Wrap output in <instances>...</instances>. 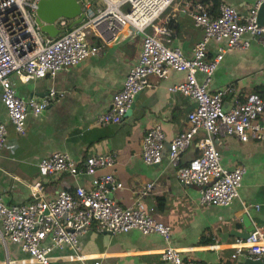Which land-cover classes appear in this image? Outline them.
<instances>
[{"label":"built area","instance_id":"obj_1","mask_svg":"<svg viewBox=\"0 0 264 264\" xmlns=\"http://www.w3.org/2000/svg\"><path fill=\"white\" fill-rule=\"evenodd\" d=\"M175 1L81 0L84 17L73 25L65 17L56 18L54 23L61 30L50 36L34 20L36 0H0V102L12 129L23 134L26 115L39 114L60 92L48 86L42 96L23 98L16 94L9 75H16L20 81L52 78L58 69L97 54L101 49L98 41L109 43L128 26L140 34L137 59L126 70L121 86L112 92L107 109L99 112L95 121L102 125L119 122L133 95L149 84V74L164 77L169 69L182 71L183 78L171 83L168 89L181 91L192 101L186 113L188 125L169 139L159 123L148 126L141 137L140 158L146 164H154L164 156L181 184L198 187L199 203L226 205L237 196L244 168L241 164L225 167L213 138L232 135L241 141L263 140L264 98L251 90L232 92L228 105H224V95L231 87L209 91L207 83L225 52L245 49L251 40L264 48V21L258 20V9L264 0H253L243 10L221 1L216 14L210 13L202 1H194L188 13L200 28L201 36L189 54L166 42L173 29L160 17ZM211 39L216 42V50L206 58V46ZM261 71L264 72V66ZM196 72L202 73V80L196 78ZM199 130L201 134L195 141L198 151L182 161V152ZM5 134L6 125L0 119V147ZM114 157L113 152L88 154L78 161L65 151H52L40 157L37 168L41 175L83 172L90 175L88 184L60 188L50 198L34 197L17 203L5 201L0 194V240L18 244L38 264H56L51 252L62 247L71 248L81 264H87L86 254L78 250V235L89 229L123 232L136 228L143 233L156 232L167 240L169 224L153 218L137 198L121 205L112 196L121 187L120 180L112 171L96 172L111 166ZM153 184L152 180L144 182L139 192L146 193ZM234 245L232 256L263 255L264 229L253 227L244 237L236 238ZM159 255L168 264H201L181 255L171 245L161 248ZM89 264H99V260Z\"/></svg>","mask_w":264,"mask_h":264},{"label":"crops","instance_id":"obj_2","mask_svg":"<svg viewBox=\"0 0 264 264\" xmlns=\"http://www.w3.org/2000/svg\"><path fill=\"white\" fill-rule=\"evenodd\" d=\"M194 1L176 0L160 17L173 29L166 42L178 45L184 54L190 53L191 46L201 36L200 28L188 13ZM200 1L212 14L218 12L221 1L240 10L253 2ZM140 41V34L126 26L111 42L98 41L101 49L97 54L58 69L52 78L31 77L20 81L16 75H9L20 97L42 96L48 86H53L60 95L39 114L26 115L23 134L12 129L0 102V119L6 125L0 147V194L5 201L17 203L34 197L50 198L60 188L88 184L90 175L83 172L41 175L37 161L52 151H65L78 161L88 154L113 152L114 163L96 172L112 171L122 184L112 196L121 205L139 199L153 218L170 225L169 237L165 240L156 232L143 233L136 228L123 232L86 230L78 235V250L86 254L85 263L99 260V264H168L161 259L159 251L171 245L181 255L201 264H242L247 256L231 255L235 239L242 237L241 233L248 227L264 229V139L241 141L232 135L214 136L220 162L228 168L241 164L244 172L237 196L228 204H202L197 200L198 187L181 184L164 156L154 164H146L140 158L141 137L148 126L159 123L169 139L188 125L186 113L192 101L185 93L168 89L171 83L183 78L182 71L169 69L164 77L149 74V84L133 95L128 112L119 122L102 125L95 121L96 115L107 109L111 94L121 86L128 67L136 61ZM215 50L216 42L211 39L205 57H211ZM262 66L264 48L251 40L245 49L233 48L223 54L207 89L230 86L224 95V105H228L232 92L264 88ZM195 75L202 80V73ZM200 134L199 130L182 152V161L198 151L195 141ZM149 180L154 182L153 188L141 194L139 189ZM71 250L53 249L55 263L81 264ZM0 264L38 263L18 244L0 240Z\"/></svg>","mask_w":264,"mask_h":264},{"label":"water","instance_id":"obj_3","mask_svg":"<svg viewBox=\"0 0 264 264\" xmlns=\"http://www.w3.org/2000/svg\"><path fill=\"white\" fill-rule=\"evenodd\" d=\"M61 16L69 20V25L78 23L84 17L81 0H36L34 20L40 30L47 35L56 36L60 32L61 28L55 25L54 20ZM258 20L260 22L264 21V3L259 6ZM128 109L129 107L125 114ZM166 146L167 144H164L163 149ZM249 230V227L246 228L241 236L244 237ZM242 264H264V256L246 257L243 259Z\"/></svg>","mask_w":264,"mask_h":264},{"label":"trees","instance_id":"obj_4","mask_svg":"<svg viewBox=\"0 0 264 264\" xmlns=\"http://www.w3.org/2000/svg\"><path fill=\"white\" fill-rule=\"evenodd\" d=\"M204 3V2H203ZM205 4V3H204ZM251 91H256V92H258L263 98H264V88H261V89H259L258 87H253L252 89H251ZM42 157V156H41ZM39 160V159H38ZM31 199V198H30ZM29 200V199H28ZM27 201V200H26ZM22 202H24V201H22ZM9 203H12V202H9ZM90 230V229H89ZM92 230V229H91Z\"/></svg>","mask_w":264,"mask_h":264}]
</instances>
